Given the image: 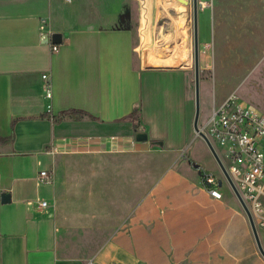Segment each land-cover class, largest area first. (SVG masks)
<instances>
[{
	"label": "crops",
	"instance_id": "1",
	"mask_svg": "<svg viewBox=\"0 0 264 264\" xmlns=\"http://www.w3.org/2000/svg\"><path fill=\"white\" fill-rule=\"evenodd\" d=\"M96 1L0 0V264H264L234 191L203 183L221 168L194 129L193 0Z\"/></svg>",
	"mask_w": 264,
	"mask_h": 264
},
{
	"label": "rangeland",
	"instance_id": "2",
	"mask_svg": "<svg viewBox=\"0 0 264 264\" xmlns=\"http://www.w3.org/2000/svg\"><path fill=\"white\" fill-rule=\"evenodd\" d=\"M132 5L128 1L118 7L131 12ZM208 8L212 31L201 51L206 66L201 77L210 93L203 95L199 125L210 114L214 96L221 99L231 92L264 113V0H209Z\"/></svg>",
	"mask_w": 264,
	"mask_h": 264
},
{
	"label": "built area",
	"instance_id": "3",
	"mask_svg": "<svg viewBox=\"0 0 264 264\" xmlns=\"http://www.w3.org/2000/svg\"><path fill=\"white\" fill-rule=\"evenodd\" d=\"M53 48L57 50L58 46L54 45ZM42 79L45 97L51 99L53 86L50 76L45 73ZM199 130L216 150L257 228L264 231V113L241 101L237 93H233L220 107L214 108L207 122L199 125ZM221 174L220 180L214 174H203L205 188L217 200L223 198L221 188L224 184L227 183L233 190L222 170ZM38 178L49 182L52 172L41 171ZM46 207V201L39 204L40 209Z\"/></svg>",
	"mask_w": 264,
	"mask_h": 264
},
{
	"label": "water",
	"instance_id": "4",
	"mask_svg": "<svg viewBox=\"0 0 264 264\" xmlns=\"http://www.w3.org/2000/svg\"><path fill=\"white\" fill-rule=\"evenodd\" d=\"M193 9H194V70H195V93H196V116H195V122H194V129L196 134H199L207 143L213 157L215 158V160L218 162L221 170L223 171V173L227 176L233 190L235 191L241 205L243 206L247 216L249 217L253 232L255 234L256 240H257V244L258 247L260 249V252L262 253V255L264 256V249L261 245L260 239H259V233H258V228L256 226V223L253 219V216L250 212V210L248 209L247 205L245 204V202L243 201V198L241 197V195L239 194V192L237 191L235 185L233 184L232 180L230 179L227 171L225 170L223 164L221 163L219 156L216 152V150L214 149L213 145L210 143V141L207 139V137L200 132L199 130V119H200V113H201V104H200V73H201V69H200V44H199V28H198V9H199V0H193ZM45 41L46 43H49V40H47V38L45 37ZM50 42L52 44H61L63 42V36L62 34L59 33H55L52 35ZM147 137L146 136H139L138 140H146ZM195 168H199L198 165L194 164ZM202 173V172H201ZM221 186V183H220ZM3 202L4 203H8L10 202V195L5 193L2 196Z\"/></svg>",
	"mask_w": 264,
	"mask_h": 264
},
{
	"label": "trees",
	"instance_id": "5",
	"mask_svg": "<svg viewBox=\"0 0 264 264\" xmlns=\"http://www.w3.org/2000/svg\"><path fill=\"white\" fill-rule=\"evenodd\" d=\"M51 114H47L46 116H50ZM87 115V113H85L84 111H78V110H69V111H64L61 112L58 116L59 120H61L62 118L66 117V116H72V117H77V116H84ZM54 122H57L59 120H56V117L54 116H50ZM90 118H94L92 116H89ZM126 120H131L134 121V115L133 116H129L127 118H125ZM134 126H136V124L134 123ZM5 140L0 139V143H4ZM190 163L192 164V166L194 167V163L192 162V160L190 161Z\"/></svg>",
	"mask_w": 264,
	"mask_h": 264
}]
</instances>
